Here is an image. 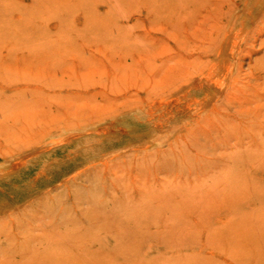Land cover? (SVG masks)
Returning a JSON list of instances; mask_svg holds the SVG:
<instances>
[{
  "label": "rangeland",
  "instance_id": "1",
  "mask_svg": "<svg viewBox=\"0 0 264 264\" xmlns=\"http://www.w3.org/2000/svg\"><path fill=\"white\" fill-rule=\"evenodd\" d=\"M0 264H264V0H0Z\"/></svg>",
  "mask_w": 264,
  "mask_h": 264
},
{
  "label": "bare ground",
  "instance_id": "2",
  "mask_svg": "<svg viewBox=\"0 0 264 264\" xmlns=\"http://www.w3.org/2000/svg\"><path fill=\"white\" fill-rule=\"evenodd\" d=\"M193 1V0H192ZM24 20V19H23ZM199 20V19H198ZM13 21V20H12ZM16 21L14 20V23H15ZM23 22V21H22ZM24 23V22H23ZM28 23V22H27ZM25 25V24H24ZM33 26V25H32ZM164 26V25H163ZM172 26V25H171ZM216 26H218V24L216 25ZM105 46V45H104ZM168 48V47H167ZM110 51V50H109ZM168 52V51H167ZM167 54H169V53H167ZM193 55V54H192ZM121 56H123V55H121ZM120 56V57H121ZM191 56V55H190ZM181 57V56H180ZM120 60V59H119ZM122 60H125V59H122ZM132 60H133V58H132ZM171 60V59H170ZM121 61V60H120ZM167 61V60H166ZM122 62V61H121ZM120 63V62H119ZM127 63V62H126ZM161 65V64H160ZM99 66V65H98ZM95 68V67H94ZM116 68V67H115ZM133 68V67H132ZM30 70V69H29ZM117 72V71H116ZM111 73H113V71L111 72ZM118 74V73H117ZM96 75H97V73H96ZM102 75V74H101ZM92 77V76H91ZM102 77V76H101ZM127 77V76H126ZM94 78V77H93ZM116 78V77H115ZM99 79H100V76H99ZM102 83H103V81H102ZM102 85V84H101ZM106 84H104V86H105ZM103 88V87H102ZM107 88V87H106ZM109 88V87H108Z\"/></svg>",
  "mask_w": 264,
  "mask_h": 264
}]
</instances>
